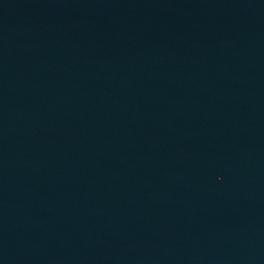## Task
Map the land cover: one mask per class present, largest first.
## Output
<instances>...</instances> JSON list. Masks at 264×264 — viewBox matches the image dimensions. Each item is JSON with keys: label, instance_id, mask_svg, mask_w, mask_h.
Here are the masks:
<instances>
[{"label": "water", "instance_id": "1", "mask_svg": "<svg viewBox=\"0 0 264 264\" xmlns=\"http://www.w3.org/2000/svg\"><path fill=\"white\" fill-rule=\"evenodd\" d=\"M0 264H264V0H0Z\"/></svg>", "mask_w": 264, "mask_h": 264}]
</instances>
